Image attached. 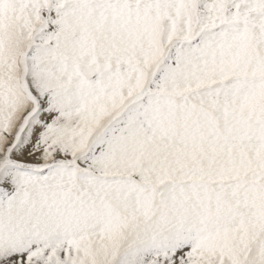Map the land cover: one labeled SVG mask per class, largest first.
<instances>
[{
	"label": "snow or ice",
	"instance_id": "snow-or-ice-1",
	"mask_svg": "<svg viewBox=\"0 0 264 264\" xmlns=\"http://www.w3.org/2000/svg\"><path fill=\"white\" fill-rule=\"evenodd\" d=\"M0 264H264V0H0Z\"/></svg>",
	"mask_w": 264,
	"mask_h": 264
}]
</instances>
